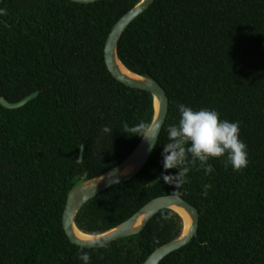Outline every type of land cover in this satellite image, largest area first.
Instances as JSON below:
<instances>
[{"label":"trees","instance_id":"trees-1","mask_svg":"<svg viewBox=\"0 0 264 264\" xmlns=\"http://www.w3.org/2000/svg\"><path fill=\"white\" fill-rule=\"evenodd\" d=\"M139 1L0 0V96L17 102L37 92L16 108L0 104V264H84L81 252L88 264H142L180 235L170 209L101 247L75 245L62 227L71 187L120 163L141 139L123 125L151 122L150 92L116 80L103 56L112 26ZM117 56L161 85L168 110L142 168L86 201L77 229L96 235L175 194L197 209L198 227L158 264H264V0H153L123 31ZM180 104L239 122L247 167L209 158L206 174L197 162L176 193L157 179Z\"/></svg>","mask_w":264,"mask_h":264},{"label":"water","instance_id":"water-1","mask_svg":"<svg viewBox=\"0 0 264 264\" xmlns=\"http://www.w3.org/2000/svg\"><path fill=\"white\" fill-rule=\"evenodd\" d=\"M71 1L88 3L96 0ZM152 1L153 0H140L114 23L105 41L103 56L108 71L116 80L126 86L150 92L154 107L151 122L158 124L161 130L168 110V98L164 89L156 80L147 74H138L126 68L117 56V43L123 31L150 5ZM121 66L131 75L124 73ZM36 95L37 92L35 91L17 102H9L0 96V104L6 108H16L25 104ZM154 101H157V110L155 108ZM156 141L157 139L152 141L150 138L147 139L141 137L133 150L120 163L109 170L98 174L97 176L81 180L71 187V189L67 192L62 212V227L66 236L72 243L88 248L104 246L118 238L128 237L139 233L149 219L162 209L173 210L181 217V215L175 211L173 207L183 209L189 216L190 224L187 231L184 234H182L181 231L178 237L158 246L146 257L142 264H158L163 257L191 240L198 227V211L187 200L175 194L162 195L152 198L123 222L104 232L92 235L95 236L93 239H81L75 235V230L77 229L75 225V216L80 207L97 193L107 189L111 185L125 181L135 175L148 159ZM81 159L82 149L80 151L78 161H81Z\"/></svg>","mask_w":264,"mask_h":264},{"label":"clouds","instance_id":"clouds-1","mask_svg":"<svg viewBox=\"0 0 264 264\" xmlns=\"http://www.w3.org/2000/svg\"><path fill=\"white\" fill-rule=\"evenodd\" d=\"M0 10V15H5ZM180 119L178 124L169 125L167 128L168 143L163 145L162 167L163 170L157 178L164 183L174 186L176 191L187 183V174L190 165L198 164L206 174H211L214 169L208 163L209 158L225 157V167L231 165L233 170L239 171L248 165L246 144L239 138V122L221 120L216 110L202 108L194 110L183 104L177 105ZM124 133H132L155 141L159 137L160 126L153 122L141 121L134 126L127 123L123 125ZM105 133L111 131L105 126ZM131 136V135H130ZM154 146V145H153ZM81 149L83 146L80 147ZM189 155L191 159L189 160ZM169 169H178L176 174H166ZM210 184L204 185L203 195L207 196ZM167 219V217H163ZM79 259L88 264L90 256L87 252H81Z\"/></svg>","mask_w":264,"mask_h":264},{"label":"bare ground","instance_id":"bare-ground-1","mask_svg":"<svg viewBox=\"0 0 264 264\" xmlns=\"http://www.w3.org/2000/svg\"><path fill=\"white\" fill-rule=\"evenodd\" d=\"M121 69H122V71L124 72V73H126V74H129V75H131L129 72H127L122 66H121ZM154 105H155V108H156V110H157V101H154ZM173 209L175 210V211H177L180 215H181V217H182V219H183V228H182V234H184L186 231H187V229H188V227H189V224H190V218H189V216L187 215V213L183 210V209H180V208H178V207H173ZM75 235L78 237V238H81V239H93V238H95V236H92V235H90V234H86V233H83V232H81V231H79V230H75Z\"/></svg>","mask_w":264,"mask_h":264}]
</instances>
